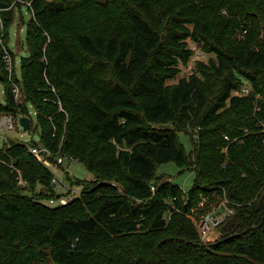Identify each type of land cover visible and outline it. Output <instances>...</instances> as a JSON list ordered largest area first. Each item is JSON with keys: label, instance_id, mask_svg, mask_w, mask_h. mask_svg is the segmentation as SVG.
Wrapping results in <instances>:
<instances>
[{"label": "trees", "instance_id": "obj_1", "mask_svg": "<svg viewBox=\"0 0 264 264\" xmlns=\"http://www.w3.org/2000/svg\"><path fill=\"white\" fill-rule=\"evenodd\" d=\"M12 1L0 0L5 34ZM31 6L14 77L22 103L0 47V113L32 119L31 105L39 132L0 146V264H264V0ZM188 39L214 56L197 62L201 76L168 83L192 55ZM31 145L93 179L66 205L43 204L57 192ZM167 162L193 171L188 190L153 184ZM223 198L234 211L203 241L191 209Z\"/></svg>", "mask_w": 264, "mask_h": 264}, {"label": "rangeland", "instance_id": "obj_2", "mask_svg": "<svg viewBox=\"0 0 264 264\" xmlns=\"http://www.w3.org/2000/svg\"><path fill=\"white\" fill-rule=\"evenodd\" d=\"M10 8H12L13 11V20L9 27V30L7 34L3 31L2 28V20L0 17V47L3 51V48L10 49V52L12 54V61H13V74L16 73L19 75L20 69H19V59L20 56H24L27 54V49L25 45V30H26V22L31 17L30 10L26 8V6L23 3V0H14L12 1ZM196 45L201 48L197 43ZM197 50V49H195ZM202 50V49H201ZM205 53V57L203 59H199V57L194 56L193 53L195 51H192V55L190 59L186 62H180L179 63V73L171 79H168V83H176L179 78L181 77H189L191 75H197L201 76L200 71L197 69L196 64L199 61L207 62L209 57L214 56L213 54H209L202 50ZM4 63V62H3ZM2 85L0 84V98L2 97ZM28 111L29 115L32 119H30V125L26 130H23L19 123L16 125V127L12 130L2 131L0 134V146L2 144H5L9 142L10 140L15 141H21L24 143H27L29 140L38 139V128L35 129V113L34 109L31 105H28ZM21 116L20 114H16ZM25 116V115H22ZM29 117V116H28ZM30 118V117H29ZM195 128L188 127L187 133L188 134H194L195 135ZM185 131H180L179 137L180 142L184 146L186 151H189L192 147L191 142L189 140V135H187ZM224 150H226L224 148ZM62 168L57 167L56 165L50 166V171L56 175L57 177H61L64 181L68 182V180H74L75 182L80 181H89L93 179V175L86 169L84 164L78 160L75 159H64V162L62 164ZM66 171V173L64 172ZM194 173L190 170H181L179 167H177L172 162L162 163L158 165L156 169V177L159 179L154 180L153 184H155V181H159L161 179H169L172 182H175L178 184L181 188L184 190H188L192 184ZM73 188L77 189L78 191L83 189L82 184H77L73 186ZM219 202L220 200L217 199ZM41 202L49 207H54L47 203V198L41 199ZM218 202L211 203L207 209L203 208V203H199L196 207H193L191 209V216L195 224L199 221V219L202 217V215L214 207L218 205ZM202 209V210H201ZM201 211L199 213V211ZM219 235V229L217 228L209 235L212 238H217ZM211 242V241H207Z\"/></svg>", "mask_w": 264, "mask_h": 264}, {"label": "built area", "instance_id": "obj_3", "mask_svg": "<svg viewBox=\"0 0 264 264\" xmlns=\"http://www.w3.org/2000/svg\"><path fill=\"white\" fill-rule=\"evenodd\" d=\"M23 3L31 13L32 0H23ZM187 42L188 47L191 49V51H195V53H193L194 56L199 57V59H203L205 57V53L196 45V42L191 39H188ZM2 59L7 73V78L11 84V91L13 93L14 100L16 101V103H22L23 92L20 82L15 80V78L19 79V75L17 73L15 75L13 74V61L10 49L5 47L3 48ZM243 91L247 92V89L244 88ZM19 117V115H16L14 113H0V134L2 131L14 129L19 123ZM29 150L46 168H50V166L56 165L57 167L63 169L62 164L64 162V159H74L73 157L68 155L57 153L53 154V152L49 148L43 145H31L29 147ZM64 172L66 173L65 170ZM19 182H21V179L19 180ZM50 183L53 189L57 192L55 196L47 199V203L52 206L66 205L68 202L78 197L81 192V190L78 191L77 189L73 188V186L76 185V182L74 180H68V182H66L61 177H57L53 173ZM183 191L185 190L183 189ZM233 211L234 208L230 205V202L226 198H223L216 207L204 213L196 224L201 239L203 241L215 240L214 238L211 239V236L209 235L214 231V229L216 230L226 220V218L233 213Z\"/></svg>", "mask_w": 264, "mask_h": 264}, {"label": "water", "instance_id": "obj_4", "mask_svg": "<svg viewBox=\"0 0 264 264\" xmlns=\"http://www.w3.org/2000/svg\"><path fill=\"white\" fill-rule=\"evenodd\" d=\"M19 123L23 130H26L30 125V118L28 116H20ZM205 246H208V243H202Z\"/></svg>", "mask_w": 264, "mask_h": 264}]
</instances>
